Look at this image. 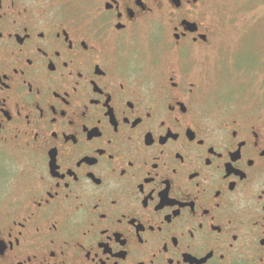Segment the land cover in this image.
Returning <instances> with one entry per match:
<instances>
[{"label": "flooded vegetation", "instance_id": "af4514ba", "mask_svg": "<svg viewBox=\"0 0 264 264\" xmlns=\"http://www.w3.org/2000/svg\"><path fill=\"white\" fill-rule=\"evenodd\" d=\"M216 8L0 0V264H264V102L210 97Z\"/></svg>", "mask_w": 264, "mask_h": 264}, {"label": "rangeland", "instance_id": "374dc122", "mask_svg": "<svg viewBox=\"0 0 264 264\" xmlns=\"http://www.w3.org/2000/svg\"><path fill=\"white\" fill-rule=\"evenodd\" d=\"M216 35L206 59L210 97L234 106L264 102V0H212ZM250 65L251 68L246 67Z\"/></svg>", "mask_w": 264, "mask_h": 264}]
</instances>
